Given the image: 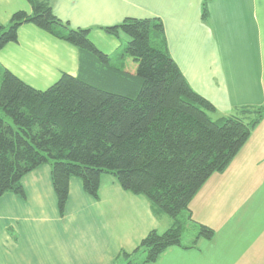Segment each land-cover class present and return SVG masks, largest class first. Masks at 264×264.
<instances>
[{
    "label": "trees",
    "instance_id": "trees-1",
    "mask_svg": "<svg viewBox=\"0 0 264 264\" xmlns=\"http://www.w3.org/2000/svg\"><path fill=\"white\" fill-rule=\"evenodd\" d=\"M26 1L30 14L18 11L0 23V50L31 24L74 47L78 71L41 91L0 67V199L7 193L23 198V178L47 165L63 216L71 179L97 199L101 178L109 176L171 222L132 252H119L112 264H154L169 248L193 250L201 239L210 241L214 230L193 219L189 204L213 174L228 168L263 120L264 105L213 120L215 107L190 88L170 57L159 18H125L100 28L121 43L108 55L90 41V29L58 19L49 0ZM188 228L196 234L184 246Z\"/></svg>",
    "mask_w": 264,
    "mask_h": 264
},
{
    "label": "crops",
    "instance_id": "crops-1",
    "mask_svg": "<svg viewBox=\"0 0 264 264\" xmlns=\"http://www.w3.org/2000/svg\"><path fill=\"white\" fill-rule=\"evenodd\" d=\"M204 1L49 0L58 19L74 29H90V41L108 55L121 43L100 28L125 18H159L170 57L215 113L228 116L239 107L264 105V0H210L205 17ZM18 11L30 14L31 7L26 0H0V23L7 25ZM0 67L43 91L63 74L77 75L78 53L24 24L17 42L0 50ZM22 188L23 198L7 193L0 199V264H112L150 231L164 232L170 225L165 216L153 214L144 197L124 192L105 176L97 199L71 179L63 216L49 167L27 174ZM189 209L194 220L214 230V264H264V118L228 168L207 180ZM206 213L213 225L203 220ZM170 255L163 252L154 264H179L171 261L179 253Z\"/></svg>",
    "mask_w": 264,
    "mask_h": 264
},
{
    "label": "rangeland",
    "instance_id": "rangeland-1",
    "mask_svg": "<svg viewBox=\"0 0 264 264\" xmlns=\"http://www.w3.org/2000/svg\"><path fill=\"white\" fill-rule=\"evenodd\" d=\"M128 63L130 64L131 61L129 60ZM224 116H227V115H225L224 112H221L220 110H218L216 113H214L212 115V119L216 120V119H219V118L224 117ZM45 166H47V165H45ZM215 174H219V173H215ZM215 174H213V175H215ZM105 177L112 179L109 176H105ZM73 179L78 180V182H80L79 179H76V178H73ZM199 209H200V207H199ZM201 212H203L202 209H201ZM205 216H207V217L203 218V220L205 222L211 223L213 225L214 224L213 217L210 214H208V213H206ZM165 218H167V217H165ZM169 222H170V220H169ZM170 224H171V222H170ZM169 227H170V225L164 231L168 230ZM195 232L196 231H194L192 228H188L185 231V233L183 234V237H182V244L184 246L185 245L187 246V245L191 244L192 240L195 237V234H196ZM160 233H164V232H160ZM200 241H199L200 243L198 242L197 245H196V248L193 249V250H184V249H181V248H178V247L169 248V249H167L165 251L166 252V256L170 257V256H172V255H170L172 253H179L178 256L171 257V261L172 262H178L179 264H214L213 258H212V255H211L212 252H213V239L211 241H206V240L201 239ZM189 252H190V254H193V256H195V257L190 258V257H187L186 255H184L186 257L180 255L181 253H189ZM207 254H209V256H207L206 259H205V256ZM144 257H145L144 254H140L138 259L142 260V259H144ZM167 263H169L168 260H167L166 264ZM160 264H165V263H160Z\"/></svg>",
    "mask_w": 264,
    "mask_h": 264
}]
</instances>
